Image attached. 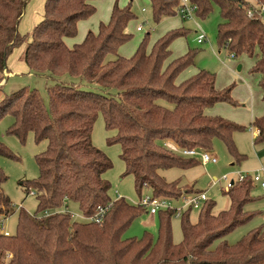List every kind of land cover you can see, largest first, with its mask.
Returning a JSON list of instances; mask_svg holds the SVG:
<instances>
[{
    "label": "trees",
    "instance_id": "16d2710c",
    "mask_svg": "<svg viewBox=\"0 0 264 264\" xmlns=\"http://www.w3.org/2000/svg\"><path fill=\"white\" fill-rule=\"evenodd\" d=\"M95 1L46 0L43 19L31 33L22 34L19 26L29 0H0V83L8 58L23 44V59L31 72L52 78L69 74L82 80L50 85L48 104L36 88L27 86L0 99V121L7 115L14 118L10 134L25 141L34 133L37 142H48L36 156L38 178L22 182L27 194L35 192L37 210L32 214L20 208L14 234L0 229V264H264L262 227L234 244L225 239L255 215L244 210L254 201L251 177L233 184L226 192L231 204L219 213L210 198L197 209L195 223L190 218L195 209H186L179 243L173 238V209L158 213L157 236L146 232L140 238L123 235L144 211L141 206L114 202L101 223L76 219L65 211L75 203L81 214L91 216L98 206L113 201L112 184L104 176L113 162L92 140L100 114L106 128L115 131L107 141L120 144L125 175L134 177L141 197L144 188L170 199L199 192L161 174L198 162L196 157L171 150L166 142L211 152L219 138L236 162L246 158L234 134L247 126L208 112L218 103L237 104L234 85L219 89L217 74L207 69L179 80L197 56L189 50L172 58V43L187 34L185 29L167 32L151 49L145 36L134 54L122 56L120 47L132 38L127 28L136 15L131 4L121 6L116 1L108 22H101L97 32L90 30L73 46L67 43L66 38L78 34L79 23L95 14ZM150 1L156 23L176 15L180 6V0ZM190 1L201 19L210 15L214 5L219 6L218 45L235 58L253 59L250 72L260 75L264 99V0ZM251 124L259 130L255 143L263 142L264 114ZM0 155L18 158L2 141ZM7 179L0 168V222L14 213L13 201L2 189ZM217 240L221 241L212 248Z\"/></svg>",
    "mask_w": 264,
    "mask_h": 264
},
{
    "label": "rangeland",
    "instance_id": "374dc122",
    "mask_svg": "<svg viewBox=\"0 0 264 264\" xmlns=\"http://www.w3.org/2000/svg\"><path fill=\"white\" fill-rule=\"evenodd\" d=\"M118 1L121 6L131 4L136 17L129 23L127 31L132 34V38L120 47L119 54L129 57L135 53L138 46L145 36H148L149 49L158 38L165 35L173 29L183 28L187 34L176 38L172 43V58L179 57L189 50H195L197 56L195 64L186 69L179 77L183 80L196 73L199 69H207L217 74V86L224 89L234 85L232 92L233 98L237 104L218 103L208 110L211 115L223 116L227 119L247 126L244 131H238L234 134V140L240 153L246 155V158L236 162L235 157L229 152L223 140L216 138L213 149L210 153L217 156L216 163L202 161L197 156V164L186 169L174 167L162 170L161 174L168 180H181L185 187H195V190L207 191L208 197L216 203L215 212L229 208L231 201L226 194L228 191L227 183L222 181L226 174L230 180H237L239 173H248L250 175L259 174L264 168V141L255 143L257 137L256 128L251 124L255 117L264 114L263 91L260 85V75L250 72L253 59L249 56L233 57L226 50H221L218 45V25L222 21L220 8L214 5L213 11L205 19H201L195 13L192 19H183L179 14L164 17L159 23L153 19V10L150 0H96L94 2L97 10L94 15L86 20H82L78 26V34L73 38H66L67 43L73 46L81 42L87 32L90 30L97 32L101 22H108L114 3ZM46 0H29L23 18L20 22L19 31L22 34L31 33L34 25H30L33 20L34 12L39 13L40 21L44 16ZM36 10V11H35ZM39 22V21H38ZM143 30L139 31L138 26ZM201 28L207 35L205 42H197L196 36L198 28ZM149 33V34H148ZM23 44L13 51L11 58L16 57L19 52L25 49ZM19 58V55H18ZM23 62V58L21 59ZM239 66L241 68L239 69ZM7 79V83L0 90V99L24 86L36 88L42 95L44 101L48 104V87L57 82L80 83L82 80L66 74L62 77H48L46 74H29V69L15 72ZM86 84H91L85 81ZM95 84V83H93ZM104 88L101 85L96 84ZM90 89L94 87L87 85ZM14 122L11 115L5 116L0 121V141H2L18 158H10L0 155V168L7 174L8 179L2 185L3 191L13 201L14 213L3 219L4 229L14 234L17 231L18 214L21 207L29 213L34 214L38 207V199L34 194H27L23 181L33 180L39 176V167L36 156L47 148L46 140L37 142L34 133H29L26 140L22 141L17 136L8 132L9 127ZM115 134V131H109L106 128L105 120L102 114L97 118L92 140L95 146L102 149L113 162V167L105 174L112 188L110 196L113 201L117 198V191L124 197V201L134 207V203L140 200L141 195L135 187V180L132 175H125V162L121 158L120 144H109L108 137ZM264 175V172H261ZM189 184H194L193 186ZM185 191V190H184ZM183 191V192H184ZM152 194L151 189L144 188L142 196ZM185 192L183 195H189ZM254 201L247 203L244 207L246 212L255 213L254 217L232 231L225 239L229 244H234L250 231L262 227V236H264V188L259 183H255L252 189ZM123 201V200H121ZM175 207L183 205V199H172ZM70 210L79 214L77 204H71ZM199 211L193 210L191 221L197 222ZM182 217V216H181ZM175 213L172 218L173 238L176 243L183 240L181 218ZM79 219V217H77ZM159 231V216L152 215L147 209L138 215L129 228L124 232L123 238L143 237L146 232L157 236ZM221 240L213 243L215 248Z\"/></svg>",
    "mask_w": 264,
    "mask_h": 264
},
{
    "label": "built area",
    "instance_id": "2783aa9c",
    "mask_svg": "<svg viewBox=\"0 0 264 264\" xmlns=\"http://www.w3.org/2000/svg\"><path fill=\"white\" fill-rule=\"evenodd\" d=\"M197 6L194 5L190 0H180V6L178 8L177 14H179L183 19H192L194 18V15L196 13ZM138 30L142 31L143 27L140 25L138 26ZM197 42L198 43H203L205 42L207 35L204 33V31L199 27L197 30ZM256 133H259V130H256ZM166 145L173 151L178 152L184 156L188 157H197L200 156L202 161L205 163L208 162H213L216 163L218 161L217 156L213 155L210 152L207 151H202L198 149H182L179 148L176 144L172 142H166ZM261 172H264V168L262 169ZM255 174V175H250L248 173H239V177L236 181H242L245 180L248 177H251L255 183H259L262 188H264V175L261 174ZM222 181L227 183V189L229 190L233 184L236 182L235 180H230L228 175H224L222 177ZM32 194H35V192H32ZM183 199V205L175 207L172 203V199L167 198V197H157L154 196L153 194H146L140 198L138 202H135L133 205L138 206V207H143L147 209L151 214H158L162 210H170L173 209L175 210L177 216H182L183 212L192 207L194 209H200L203 205V203L209 198L207 191H201L189 195H182L181 196ZM125 200L124 197L117 191V198L115 201H111L108 205L106 206H98L97 211L91 215V216H85L81 213L75 214L73 213L69 208H66L65 211H70L74 218L85 221H91V222H98L101 223L104 220L105 215L107 212L110 210L114 202ZM0 229H4V222H0ZM7 235L9 234V231L5 230L3 231Z\"/></svg>",
    "mask_w": 264,
    "mask_h": 264
},
{
    "label": "crops",
    "instance_id": "0c3cea01",
    "mask_svg": "<svg viewBox=\"0 0 264 264\" xmlns=\"http://www.w3.org/2000/svg\"><path fill=\"white\" fill-rule=\"evenodd\" d=\"M36 11V10H35ZM39 15V13H36V12H34V16H33V20L31 21V23H30V25H36V23L38 24L39 22H40V18L39 17H41V16H38ZM43 19V18H42ZM23 21V20H22ZM39 21V22H38ZM21 24H22V22H21ZM20 24V25H21ZM197 37V36H196ZM202 44V43H201ZM25 50V49H24ZM24 50L22 51H20L19 52V58H18V55L16 56V57H14V58H12V59H10L11 58V56L12 55H10V57L8 58V61H7V69L5 70V72H4V76H5V78H4V80L0 83V86H2V88L4 87V85L7 83L6 81H7V79L11 76V75H13V74H16V73H14L13 71H11V69H13L15 72H18V71H21V70H26V68H28L29 69V67H28V65L26 64V62L25 61H21V59L23 58V53H24ZM24 60V59H23ZM31 73H33V72H31L30 71V69H29V74H31ZM1 88V89H2ZM189 185H191V186H193L194 184H189ZM193 188H194V190H195V187L193 186ZM129 205V204H128ZM152 215H154V214H152ZM10 233V232H9Z\"/></svg>",
    "mask_w": 264,
    "mask_h": 264
},
{
    "label": "water",
    "instance_id": "95a60500",
    "mask_svg": "<svg viewBox=\"0 0 264 264\" xmlns=\"http://www.w3.org/2000/svg\"><path fill=\"white\" fill-rule=\"evenodd\" d=\"M241 68V66H239V69Z\"/></svg>",
    "mask_w": 264,
    "mask_h": 264
}]
</instances>
